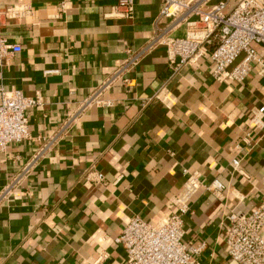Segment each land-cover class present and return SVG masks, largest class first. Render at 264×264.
Returning a JSON list of instances; mask_svg holds the SVG:
<instances>
[{
    "label": "crops",
    "instance_id": "0c3cea01",
    "mask_svg": "<svg viewBox=\"0 0 264 264\" xmlns=\"http://www.w3.org/2000/svg\"><path fill=\"white\" fill-rule=\"evenodd\" d=\"M117 1L0 0V35L21 48L0 57V99L12 90L38 99L26 111L29 138L0 154V191L42 152L0 207V264H124L114 239L133 217L155 223L173 214L189 173L223 190L192 197L182 242L206 243L195 256L201 264H237L225 217L264 200V75L219 83L208 57L175 70L164 48L143 52L168 24L163 2L135 0L133 18L120 19L111 15ZM172 33L183 37L185 26ZM253 48L264 57V46ZM127 50L142 52L138 62L77 114ZM258 109L261 128L251 122Z\"/></svg>",
    "mask_w": 264,
    "mask_h": 264
},
{
    "label": "built area",
    "instance_id": "2783aa9c",
    "mask_svg": "<svg viewBox=\"0 0 264 264\" xmlns=\"http://www.w3.org/2000/svg\"><path fill=\"white\" fill-rule=\"evenodd\" d=\"M134 1L118 0L111 15L132 19ZM161 1L163 5L159 18L168 20V24L149 40L143 52L156 47L164 48L168 63L174 65L175 70L208 57L213 64L212 77L219 83H242L253 70L257 75H264V57L253 48V45L264 46V0H235L230 8L226 0H220L208 9L204 6L211 0ZM181 25L185 26V35L173 36V30ZM20 51V46L9 44L0 35V57ZM141 54H132L127 50L128 57L120 70L81 102L77 114L91 105H99L102 92L117 78V74L134 66ZM159 96L160 93H157L155 98L159 99ZM37 104L38 99L26 97L21 91L1 92L0 154L6 153L9 145L29 138L26 111ZM262 113L263 109L253 112L251 122L256 128L262 127ZM41 155L42 152L35 155L3 186L0 207L20 187ZM232 166L233 170L238 169L239 161L233 160ZM97 180H102L100 174H97ZM200 189L219 194L223 185L217 180L210 185H202L196 174L189 173L181 191L171 200L173 214L155 223L131 218L114 239L125 253L124 264H201L195 256L206 249V243L192 246L182 242L184 219L190 213L189 202ZM225 221V245L229 259L237 264H264V239L260 235L264 227V200L248 213L231 211ZM101 261L99 257L94 264Z\"/></svg>",
    "mask_w": 264,
    "mask_h": 264
}]
</instances>
